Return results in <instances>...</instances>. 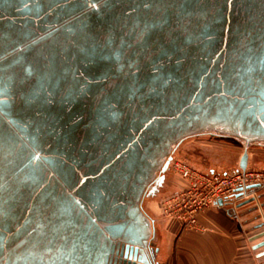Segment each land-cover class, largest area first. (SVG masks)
Returning <instances> with one entry per match:
<instances>
[{
    "label": "rangeland",
    "instance_id": "rangeland-1",
    "mask_svg": "<svg viewBox=\"0 0 264 264\" xmlns=\"http://www.w3.org/2000/svg\"><path fill=\"white\" fill-rule=\"evenodd\" d=\"M248 4L149 0L0 83V107H20L39 137L24 135L10 160L36 155L0 173V264L21 255L22 230L37 244H69L64 230L129 236L123 220L170 153L223 172L264 146V8L225 26Z\"/></svg>",
    "mask_w": 264,
    "mask_h": 264
},
{
    "label": "crops",
    "instance_id": "crops-1",
    "mask_svg": "<svg viewBox=\"0 0 264 264\" xmlns=\"http://www.w3.org/2000/svg\"><path fill=\"white\" fill-rule=\"evenodd\" d=\"M249 149L245 150L248 166H264L259 156L264 146ZM168 168L155 176L160 185L149 188L135 214H126L123 226L134 230L129 236L117 232L121 239L111 244V230L87 228L64 230L71 233L69 244H37L35 237L44 235L22 230L20 237L27 241L18 251L21 255L6 264H135L130 258L132 248H138L141 264H264V185L235 208L232 202L220 201L206 210L199 217L201 228L183 227L177 218L162 212V201L188 185L177 172L173 171L176 177L170 175Z\"/></svg>",
    "mask_w": 264,
    "mask_h": 264
},
{
    "label": "water",
    "instance_id": "water-1",
    "mask_svg": "<svg viewBox=\"0 0 264 264\" xmlns=\"http://www.w3.org/2000/svg\"><path fill=\"white\" fill-rule=\"evenodd\" d=\"M105 1H110L112 3L115 0H0V69L20 59V57L23 56L22 53L26 51L30 52L38 47H43L47 44L46 42L51 39V35L47 36L46 34L53 30L59 31L62 25L69 20L85 13L98 3ZM147 1L149 0H127L107 14L67 35L55 43L54 46L43 51L40 55L15 66L6 74L0 76V83L32 63L43 59L47 55L54 52H62L80 39L99 30L111 19L118 18ZM56 31L54 33H56ZM37 37L42 38L26 50L16 52L20 47L27 45ZM9 112L14 114L17 123L20 125L29 143L35 145L39 137L32 130L30 123L22 113L20 107L12 105L1 106L0 119ZM3 128L4 123L0 121V133L3 131ZM20 141V138L15 136L11 130L8 142L3 146L0 145V151L2 153L8 152L9 145L12 142L18 145L20 151H23ZM35 155L36 152L34 149L22 152L18 157L2 164L0 166V173L10 169L26 156ZM248 157L249 153L245 151L241 161V166L243 168L248 166ZM130 256V258L135 261V264H141L137 262L138 248H132Z\"/></svg>",
    "mask_w": 264,
    "mask_h": 264
},
{
    "label": "built area",
    "instance_id": "built-area-1",
    "mask_svg": "<svg viewBox=\"0 0 264 264\" xmlns=\"http://www.w3.org/2000/svg\"><path fill=\"white\" fill-rule=\"evenodd\" d=\"M165 166L180 174L188 185L166 197L161 208L164 215L177 218L183 227L201 228L199 217L222 202L249 198L255 188L264 185V168H239L235 171L205 170L187 158L170 153ZM235 208V207H234Z\"/></svg>",
    "mask_w": 264,
    "mask_h": 264
},
{
    "label": "bare ground",
    "instance_id": "bare-ground-1",
    "mask_svg": "<svg viewBox=\"0 0 264 264\" xmlns=\"http://www.w3.org/2000/svg\"><path fill=\"white\" fill-rule=\"evenodd\" d=\"M126 1L127 0H115L112 3L110 1L101 2V3H98L97 5H95L90 10L86 11L85 13H82L81 15L73 18L72 20H69L67 23L62 25L61 29L59 30L60 32L53 30V31L49 32L48 34H46L47 36L51 35V39L48 42H46L47 44H45V45L43 44L44 45L43 47H38V48H36L30 52L26 51V52L22 53L23 56L20 57V59H17L15 62L1 68L0 69V76L6 74L9 70H11L15 66L19 65L21 61H22L21 63H23V62H26L27 60H30V59L40 55L43 51L51 48L52 46H54L55 43H57L58 41H60L64 37H66L67 35L73 33L76 30H79L80 28H82L83 26L88 24L89 22H92V21L96 20L97 18H100L101 16L107 14L108 12H110L111 10H113L114 8H116L117 6H119L120 4H122ZM107 2H109V3H107ZM112 22H114V21L112 20ZM55 31H56V33H54ZM41 38L42 37H37V38L33 39L27 45H25V46L23 45L22 47H20L16 52H19V51L21 52V51L26 50L31 45L33 46ZM12 53H14V52H12ZM15 63H16V65H14ZM17 63H19V64H17ZM81 71H85V69L83 68ZM0 121H2L4 123L3 131L0 133V145L3 146L6 142H8L9 134H10V131L12 130L14 135L18 136L20 138V140H21L20 142L22 144V149L26 150L29 147V145L27 143V140L24 137L23 132L20 131L19 124L17 122H15V120L14 121L10 120V118H8L7 116L2 117L0 119ZM250 145L251 144H249L248 146H250ZM18 150H19L18 145H16L15 143H10L9 148H8V152L2 153L0 151V165L3 164L4 162H6L7 160H10L11 158H13L14 153H17ZM247 167H249V166H247Z\"/></svg>",
    "mask_w": 264,
    "mask_h": 264
},
{
    "label": "flooded vegetation",
    "instance_id": "flooded-vegetation-1",
    "mask_svg": "<svg viewBox=\"0 0 264 264\" xmlns=\"http://www.w3.org/2000/svg\"><path fill=\"white\" fill-rule=\"evenodd\" d=\"M248 5H246V6H249L250 8H246V9H242V10H238V12H237V18L235 19V16L234 17H231L230 16V19L228 20V21H226L225 23H226V25L225 26H227V28H234V25H237L238 24V21L239 22H241L242 23V21H244V18H245V15L246 16H248L249 18H253V15L251 14V11H253V13H254V10L255 9H257V10H261L260 8H264V0H248ZM243 8H244V6H243ZM129 12H131V11H129ZM129 12H127V13H129ZM236 14V13H235ZM238 19H241V20H238ZM245 20H247V19H245ZM248 21H250V20H248ZM252 21V20H251ZM240 23V27L241 28H244V26L242 25ZM233 26V27H232ZM237 28V27H236ZM154 32H158V30H157V28H155L154 29ZM64 51V50H63ZM57 53V52H56ZM38 61H40V60H38ZM38 61H36V62H38ZM36 62H34V63H36ZM34 63H32V64H34ZM31 64V65H32ZM26 68V67H25ZM24 68V69H25ZM21 71V70H20ZM19 72V71H18ZM17 72V73H18ZM16 73V74H17ZM16 74H14V75H16ZM14 75H12V76H10V77H13ZM9 77V78H10ZM8 78V79H9ZM7 79V80H8ZM6 81V80H5ZM4 81V82H5ZM3 83V82H2ZM111 135V134H110Z\"/></svg>",
    "mask_w": 264,
    "mask_h": 264
}]
</instances>
